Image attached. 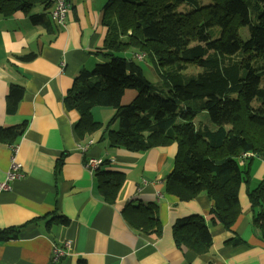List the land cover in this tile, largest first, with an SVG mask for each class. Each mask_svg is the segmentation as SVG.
Returning <instances> with one entry per match:
<instances>
[{"label":"crops","instance_id":"0c3cea01","mask_svg":"<svg viewBox=\"0 0 264 264\" xmlns=\"http://www.w3.org/2000/svg\"><path fill=\"white\" fill-rule=\"evenodd\" d=\"M67 1L64 28L51 21V7L31 9L30 16H44L38 24L23 13L0 15V127L23 131L14 144L0 142V184L13 157L23 174L8 190H0V230L22 227L16 240L0 243V264H264V234L252 225L262 207L253 210L247 197V191L258 185L254 180L264 178L262 160L252 162L249 187L240 186L241 213L228 231L212 223L213 202L205 193L182 202L164 192L163 180L173 169L176 145L130 152L110 148L102 130L76 131L80 116L66 109L64 97L77 75L107 63L104 54L110 53L132 61L145 76L139 64L148 56L135 50L115 51L116 34L103 23L106 0ZM31 53L36 55L32 61L18 59ZM151 63L159 78L156 64ZM11 85L22 87L24 93L15 113L8 115ZM135 96L134 90H127L121 104H130ZM97 109L91 110L95 122H99L94 118ZM117 128L115 123L112 129ZM79 147L87 148L82 152ZM88 159H101L103 170L124 175L112 203L99 194L96 171L85 168ZM139 206L154 208L159 234L144 233L132 224ZM59 216L67 224L54 220ZM191 217L202 218L208 228L212 244L207 253L174 243L175 223ZM234 238L241 242L233 245Z\"/></svg>","mask_w":264,"mask_h":264},{"label":"trees","instance_id":"16d2710c","mask_svg":"<svg viewBox=\"0 0 264 264\" xmlns=\"http://www.w3.org/2000/svg\"><path fill=\"white\" fill-rule=\"evenodd\" d=\"M35 6L46 10L51 3L0 0V15H29ZM181 6H185L182 11ZM43 17L29 19L38 24ZM103 23L116 34L115 51L135 50L143 58L148 56L159 70L160 81L150 83L132 61L105 53L109 61L91 72L82 70L64 97L66 109L80 116L76 131L102 130L110 148L130 152L176 145L173 169L163 180L164 192L182 202L205 193L213 202L212 223L231 231L241 213L240 186L249 187L253 160L264 162V0H209V4L201 0H106ZM212 27L220 29L218 35L210 33ZM243 27L249 31L246 40L239 35ZM176 49H181L178 59ZM35 56L18 59L29 62ZM127 90H134L136 96L122 105ZM23 93L20 86L9 87L8 115L15 113ZM95 107L112 108L114 114L106 124L95 122L91 112ZM198 113L207 114L206 125L194 124ZM115 123L116 130L112 129ZM22 133L18 127H0V142L14 144ZM102 167L95 173L97 189L112 203L125 177ZM247 197L253 210L262 207L252 225L264 234V178L247 191ZM135 213L132 224L138 230L160 233L153 207L139 206ZM54 220L67 224L62 216ZM21 229L0 230V243L16 240ZM173 238L176 246L197 254L207 253L212 244L205 222L198 217L178 220ZM240 242L231 240L233 245Z\"/></svg>","mask_w":264,"mask_h":264},{"label":"built area","instance_id":"2783aa9c","mask_svg":"<svg viewBox=\"0 0 264 264\" xmlns=\"http://www.w3.org/2000/svg\"><path fill=\"white\" fill-rule=\"evenodd\" d=\"M51 3L50 19L58 27L64 28L67 21L69 4L67 0H49ZM139 59L141 57H138ZM91 144V142L89 143ZM82 152L86 151L87 147H79ZM245 156V155H244ZM101 159H88L85 168L90 171H97L103 166ZM22 166L17 163L14 157L11 160L9 171L6 174L5 181L0 184V190H8L10 183L22 178Z\"/></svg>","mask_w":264,"mask_h":264},{"label":"rangeland","instance_id":"374dc122","mask_svg":"<svg viewBox=\"0 0 264 264\" xmlns=\"http://www.w3.org/2000/svg\"><path fill=\"white\" fill-rule=\"evenodd\" d=\"M201 1L204 4H209V0H201ZM183 7H185V6H181L179 8V10L182 11ZM212 32H215L216 35H218V33L220 32V29L212 27V29L210 30V33H212ZM239 35H240L242 40H246L249 37L248 28H245V27L240 28ZM180 50L181 49H176L174 51L176 59H178V55H179ZM139 65L144 69L145 76L150 81V83H154V79L159 80V78H157V75L153 74V65H152L151 59L149 57H146L144 59V63L139 64ZM197 70H199V69H197ZM263 83H264V79L262 80L261 85H264ZM112 110H113L112 108H108V107H99V109H97L95 111V115H94L95 120L99 121V122H107L111 118ZM207 122H208V118H207L206 113H198L194 119V124L196 126L206 125ZM262 179L254 180V182L259 183V181H261Z\"/></svg>","mask_w":264,"mask_h":264}]
</instances>
